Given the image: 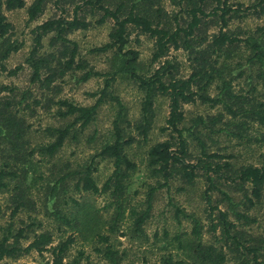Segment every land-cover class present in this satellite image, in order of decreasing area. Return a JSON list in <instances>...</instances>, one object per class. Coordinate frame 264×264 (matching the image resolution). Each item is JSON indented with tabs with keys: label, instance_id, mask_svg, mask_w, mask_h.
<instances>
[{
	"label": "trees",
	"instance_id": "16d2710c",
	"mask_svg": "<svg viewBox=\"0 0 264 264\" xmlns=\"http://www.w3.org/2000/svg\"><path fill=\"white\" fill-rule=\"evenodd\" d=\"M51 3L54 12L29 31L32 44L24 59L29 69L28 83L37 91L30 87L19 90L0 83V192H9V219L19 210L34 209L30 184L25 181L30 168L38 161H50L66 140L76 139L78 131L95 121L101 106L111 105L114 114L108 139L99 145L89 162L80 170L45 179L40 188L45 196L43 206L45 200H53L49 215L59 225L90 238L95 244L94 251L110 264H118L121 255L109 239L124 211L125 183L136 168L127 149L133 142L147 141L155 118L154 102L162 97L167 101L168 112L159 131L166 132V137L151 143L145 151L146 167L155 185L147 190L144 208L129 211L134 232H140L149 215L156 189H168L172 181H177L176 189L186 190L200 178L203 212L208 220L205 232L212 239L204 242L199 218L175 207V218H188L191 228L173 237L181 258L172 259L167 255L159 264H224L227 254L237 264H264V236L253 235L243 228L254 222L248 211L259 202L264 191V158L259 165L234 166L229 161L231 155L207 151L200 135L202 131L207 136L223 132L245 138L246 129L250 123H255L261 128V134L254 140L264 141V101L253 93L257 85L264 93V24L252 33L229 28L232 20L262 14L264 0H253L245 6L230 0H52ZM166 3L170 9L166 8ZM48 4L49 0H30L28 4L25 0H0V74L13 75L20 68V65L11 69L5 66V60L21 47V42L11 37L13 26L4 11L23 8L30 22L38 19ZM107 21L111 22L107 40L88 52L111 51L117 61L111 72L94 70L79 56L75 41L67 37L75 30ZM132 31L152 41L148 63L155 66L147 72H137L138 52L125 48ZM44 38H47L46 48L42 43ZM170 49L187 52L186 75H180L177 63L167 57ZM233 57H236L235 63L229 61ZM75 72L77 75H73ZM65 74L73 75L76 82L103 77L102 87L89 93L94 97L92 103L81 105L58 96L60 87L56 81L62 80ZM116 74L126 75L142 94L138 117L134 120L127 117L126 107L112 93L111 82ZM243 75L249 80L245 91L232 85L235 78ZM212 85L215 92L211 95L208 90ZM196 101L210 107L219 106L221 110L215 114L195 115L185 127L183 105ZM37 109L51 112L58 121L66 123L41 128L47 140L32 143L26 117ZM95 132L87 141L93 140ZM186 136L197 148L196 154L190 151ZM34 155L38 156L35 163ZM97 157L109 159L112 165L100 187L91 176L94 170L91 165ZM75 174V190L107 192L114 202V212L105 231L99 215L89 205L65 197L63 180ZM234 195L239 199L235 200ZM67 200L72 202L71 206L66 205ZM61 203L68 207V215ZM2 214L0 206V216ZM29 224L35 222L15 227L9 220L0 225V259L16 258L31 250L49 251L48 264H77L75 258L71 262L64 261L74 241L73 233L52 245L51 232L34 233ZM21 240L27 243L22 245Z\"/></svg>",
	"mask_w": 264,
	"mask_h": 264
},
{
	"label": "rangeland",
	"instance_id": "374dc122",
	"mask_svg": "<svg viewBox=\"0 0 264 264\" xmlns=\"http://www.w3.org/2000/svg\"><path fill=\"white\" fill-rule=\"evenodd\" d=\"M29 1L25 0V3L28 4ZM230 1L240 2L243 6L253 2V0ZM51 2L52 0H49L47 8L38 19L30 22L27 21L23 8L4 11L7 20L13 26V34L11 37L21 42V47L16 52L11 53L5 60V66L7 69H11L20 65V68L13 75H6L5 72H2L0 74V83L15 86L19 90L30 87L33 91H37L33 85H29L28 83L29 69L24 59L32 44L29 31L36 23L41 22L54 12ZM166 8L170 9L171 6L166 3ZM262 24H264V12L260 15L248 14L241 19L232 20L229 28L252 33L255 28L261 27ZM110 25L111 22L107 21L100 25L88 27L85 30H75L67 35L69 39L74 40L77 44L79 56L85 59L88 65L93 67L94 70L111 72L117 65V61L113 58L111 51L100 54L88 52L90 48L101 45L107 40ZM46 39L44 38L42 40L44 48H46ZM125 48H132L138 52L137 72H147L155 66V64L150 65L148 63L152 49V41L145 35L132 31ZM167 57L174 63H177L178 73L180 75H186L188 73L189 60L186 51L170 49ZM229 61L235 63L236 57H233ZM73 75H77L76 72ZM73 75L65 74L62 80L56 81L60 87L58 96L81 105L92 103L94 97L90 96L89 93L96 92L102 87L103 77H91L84 82H76ZM248 83L249 80L245 79L244 75L232 81L235 89L241 87L243 91L249 88ZM111 85L112 93L117 95L126 107L127 117L131 120L136 119L138 117L139 103L142 96L141 92L136 88V85L124 74H116ZM214 92L215 90L212 85L208 93L212 95ZM253 93L259 100L264 101V93H261L258 85L256 86V91ZM111 107V105L101 106L95 121L82 131H78L76 139L66 140L50 161H42L41 163H38V161L35 163L38 160V156H33L35 166L30 168L25 181L30 184V195L34 201V209L19 210L12 219H9V192H0V206L3 211V214L0 216V225L6 224L11 220L13 225L18 227L25 226L30 221H34L35 224H29L28 227L33 228L34 233L44 230L51 232L52 245L58 240L65 238L68 234L73 233L74 241L68 247L64 261L71 262L75 258L78 261L77 264H110L101 257L100 253L94 251L93 247L95 244L91 242L90 238H83L77 232L71 231L68 227L59 225L58 221L49 215L51 208L54 207L52 205L53 200H45L43 206L42 200L45 196L44 191L40 188V184L42 185V181L45 179L57 178L67 171L80 170L89 162L91 155L97 150L99 145L108 139L111 120L114 114V108ZM220 110L221 108L219 106L210 107L198 101L184 104L185 121L183 125L187 127L189 119L195 115L215 114ZM154 111L155 118L152 128L148 132L147 141L145 143L141 140L137 143L133 142L127 149L129 157L136 163V168L132 171L125 183L123 192L124 211L120 220L117 222L116 229L113 233H110L109 239L112 247L117 249L121 255L118 264H159L162 258L167 255H171L172 259L181 258V252L177 249L173 237L175 234L189 232L191 224L188 218H183L179 214V219L175 218V207H178V209L183 210L185 213L194 214L199 218L202 224V240L204 242H210L212 239L205 232L208 220L203 212L205 204L201 195L203 184L200 178H197L195 184L187 187L186 190H177V181H172L168 189L165 187L156 189L151 199L149 215L141 225L140 232H134L133 230V217L129 211L132 208L135 210L144 208L147 190L149 186L155 185V179L149 175L148 168L146 167L145 151L151 143L166 137V132L159 131L168 112L165 98L159 97L155 100ZM50 113L42 109H37L32 116L26 117V121L30 123L29 130L31 131L30 140L32 143L35 141L45 142L47 140L41 128L66 123V121H58ZM68 121L69 119H67ZM74 127H77V125ZM94 130L96 132L93 140L87 141ZM132 133L139 139V136L135 134L136 132L134 130H132ZM260 134L261 128L255 123H250L246 129L245 138L225 135L223 132L209 134L208 136L205 131L200 132L202 139L207 145V151H214L222 155H231L229 161L234 166L247 163L259 165L262 163L264 158V141L254 140V138L258 139ZM186 139L189 143L190 151L196 154L197 148L191 141V138L186 136ZM91 167L94 168L91 176L95 184L100 187L112 170L111 161L97 157L94 158ZM39 175H41V178H39ZM76 177V174L74 176L69 175L63 180L66 190L65 197H71L72 199L89 205L99 215L101 219L100 223L103 224L102 230L105 231L109 218L114 212V202L107 192L90 193L75 190L74 182ZM234 198L237 200L239 196L234 195ZM66 203L68 206L72 204L68 200ZM60 206L62 208L65 207L66 214L68 215V207L63 203ZM70 209L73 214L74 210H72V207ZM248 214L254 218V222L243 228L253 235L264 236V191L259 202L248 211ZM20 243L25 245L27 240H21ZM227 255V260L224 264H237L230 254ZM49 261V251L37 253L31 250L16 258L4 257L0 259V264H48Z\"/></svg>",
	"mask_w": 264,
	"mask_h": 264
}]
</instances>
